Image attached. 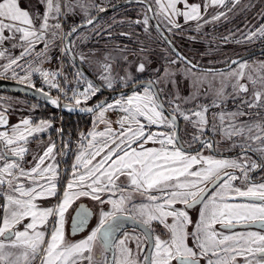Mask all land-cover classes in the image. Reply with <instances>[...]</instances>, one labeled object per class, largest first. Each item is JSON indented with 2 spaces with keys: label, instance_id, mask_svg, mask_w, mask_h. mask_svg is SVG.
Segmentation results:
<instances>
[{
  "label": "snow or ice",
  "instance_id": "6c2138e0",
  "mask_svg": "<svg viewBox=\"0 0 264 264\" xmlns=\"http://www.w3.org/2000/svg\"><path fill=\"white\" fill-rule=\"evenodd\" d=\"M27 2L31 7L30 0ZM38 2L44 6L42 15L22 7L20 0H0V43L5 39L14 40L19 34L20 43L12 47L22 48L16 57L0 51V57L8 60L0 67L5 73L11 71L13 78L20 81H27L33 72H39L45 84L57 88L55 80L59 73L33 68L31 62L25 66L20 61L40 44L43 49L35 55L46 57L58 38L65 45L62 54H69V44L73 42L68 38L79 28L92 25L96 19L88 18L89 8L95 7L100 12L105 8L94 4L93 0ZM238 2L233 0V5ZM155 3L157 11L154 15L163 17L171 25L169 32L180 27L176 17L182 16L185 22L202 19L200 5L189 4L188 0H155ZM181 3L184 10L177 7ZM211 4L224 5L225 0H211ZM207 7L206 2L205 10ZM75 8H79L86 19L83 24L74 25L68 33H63L59 17L71 14ZM147 10L151 12L152 8L149 6ZM223 15L220 13L212 19L218 20ZM151 18L145 15L143 21L135 23H143L147 31ZM5 30L10 33L7 37ZM157 31L160 32L158 26ZM258 37H264V25L249 32L246 39ZM81 38L86 37L82 35ZM160 38L167 41L163 32H160ZM80 59L83 62L88 58L81 54ZM111 59L105 56L104 62H96L102 86L115 91L118 80L121 87L131 86V93L121 91L111 103L102 100L92 107L79 109L93 113V128L86 134L81 133L79 149L62 192L63 173L56 160L55 142L50 141L42 154L34 153L32 161L27 162L30 167L24 166L29 138L50 128L49 121L33 124L25 118L10 129L0 131V264H34L37 258L39 264H84L85 261L97 264L93 255L97 242L103 252L113 254L109 260L102 252L99 264H201V261L204 264H264V233L233 231L251 225L264 229V177L261 182L250 178L251 172L264 169V119L239 121L240 117L249 115L243 111L244 105L248 109L264 110V74L247 75L253 86L252 96L242 100L235 111L228 112L222 107L228 98L225 81L234 78L231 87L235 97L247 93L248 85L240 82L246 75V63L228 73H218L223 79L216 88L206 75L193 71L197 67L195 64L179 54L168 64L182 63L186 67L175 70L165 67L162 75L147 82L138 81L128 69H124L122 76L114 75L109 63ZM17 68L25 75L20 76ZM260 68L264 69V62ZM145 71V63L136 66L137 73ZM178 73L190 82L191 90L186 97L180 94L179 82L175 79ZM76 82L87 85L83 91L72 90L69 99L77 106L101 90V86L91 80L85 81L79 71ZM161 82L170 83L173 91L166 93L165 89H158ZM258 83L261 85L259 90L256 88ZM205 84L204 95L212 94L211 102L184 107L197 101ZM44 95L52 105L59 103L48 93ZM65 107L69 111L75 110L70 105ZM212 108L220 111L211 113L210 124ZM110 111L118 114L115 121L106 116ZM255 115L259 116V112ZM180 118L197 130L198 134L190 141L182 140L180 136ZM98 123L105 125L102 131L97 130ZM113 123L116 128L112 127ZM7 124L4 113L0 112V126ZM209 125L213 134L218 132L224 140L241 138L240 143L232 144L233 148L241 149L238 157L218 158L214 154H203L205 149L215 151L214 142L204 136ZM194 143L201 147L193 149ZM150 144L152 146H148ZM249 152L256 153L260 162L253 160ZM237 180L240 185L235 183ZM134 195L141 196L142 201L135 203ZM82 197L101 206L99 220L83 239L68 241L64 230L65 214ZM50 198L57 202L44 206L43 201ZM105 205L110 206L108 210L104 209ZM197 207L198 215L193 220L190 211ZM90 215L83 205L76 209L72 232L83 231ZM125 221L139 225L141 231L136 234L124 230L121 238L116 239V234L124 229ZM153 224L160 226L162 231L157 232ZM132 243L136 245L135 255L129 246ZM140 253H143V261L137 258Z\"/></svg>",
  "mask_w": 264,
  "mask_h": 264
},
{
  "label": "rangeland",
  "instance_id": "374dc122",
  "mask_svg": "<svg viewBox=\"0 0 264 264\" xmlns=\"http://www.w3.org/2000/svg\"><path fill=\"white\" fill-rule=\"evenodd\" d=\"M109 1L110 0H93L94 4L99 5L100 7L106 3H109ZM148 1L151 3L153 12L155 14L157 11L155 0ZM206 2L208 7L205 10ZM20 3L23 5L22 7L29 8L30 12L32 13L39 11V13L42 15L44 12V6L40 4L38 0H30L31 7H29V2H27V0H20ZM188 3L200 5V11L202 14L201 20L185 22L182 16L176 17V22L180 25V27L173 28L172 31L169 32L168 28L171 27V25H168L167 21L164 20L163 17H155L175 41V44L179 50L193 62L206 66H217L225 63L226 60L232 56L258 47L264 43V37H258L252 40L246 39V36L249 32L256 31L261 27V25H264V0H239V2L235 5H233V0H225L224 5H212L211 0H188ZM177 7H179L181 10H184L183 3L178 4ZM97 10L98 9L95 7L89 8V15ZM220 13H224V15L220 16L218 20L212 19L214 16H217ZM145 15V8L141 4H127L107 13L105 16L98 18L92 25H88L79 29L77 33H74L71 37L70 41L73 43L70 44V47L72 51L74 54H76L77 58L85 66V68L90 73H92L101 84L102 81L98 78L99 73L97 71L96 62H104L105 56L112 58L109 63L112 64L114 75L118 74L122 76L124 75V69H128L137 80H155L158 75H162L164 73L165 67H170L175 70L177 68H183L187 66L182 63H178L176 65L168 64V61L176 59V57L162 43V41H159L156 33L149 26V23L147 26V31H145V25L143 23H135V21H143ZM83 19H85V16L79 8H75L71 14L62 15L59 17V22L62 24L63 28V33H67L74 24ZM205 21H207V23H205ZM54 22L55 21H52V23ZM198 24L200 25L199 28L197 27ZM4 35L7 37L10 35V33L5 30ZM82 35L86 38H81ZM19 43V34H17L16 39H5L2 43H0V51H5L6 56H19L22 48L12 47L13 44ZM62 48L63 41L58 38L55 40L54 44L50 46L46 53V57L37 58L35 52L41 51L43 49V44L37 45L35 51L31 55L25 57L24 60L20 61V64L27 66L28 63L31 62V66L33 68L38 67L49 72H57L59 75L56 77L55 81L61 79L68 89H72L77 84L76 73L78 71L81 73L83 72L77 68L68 57L67 59H64V55H67L62 54ZM81 54L87 56L88 59L82 62L80 59ZM124 57L127 59L125 60ZM41 60H43V62H41ZM141 62L145 63L146 71L143 73H137L136 66ZM261 62H264V52L259 55H254L243 59L227 69L215 71L193 69V71L199 75H206L207 79L212 81L216 88H219L220 82L223 78L219 76L218 73H228L233 69H237L239 64L246 63L248 65V67L245 69L246 75L240 82L247 84L249 91L247 93H241L239 97H235L231 87V84L234 83L235 80L234 78H229L225 81L228 84V87L225 88V92L228 94L227 104H229V101L231 100L242 101L252 96L253 86L248 81L247 75L251 74L255 77L257 72L264 74V69L260 68ZM6 63H8V60L6 58L0 57V66ZM156 69H159V72H154ZM16 71L20 76L25 75V72L21 71L20 68H17ZM0 74V76L5 75L4 77L18 80L16 78H12L13 76L11 71L5 73L2 67H0ZM83 76L85 81L90 80L84 73ZM175 79L179 82V91L181 96H188L191 90L189 87V80L180 73L176 75ZM38 80H40L42 83L44 82V78L39 74V72H33L29 80L21 82L32 84ZM81 83L86 84V82ZM117 86L121 87L118 80L115 85V89L118 88ZM157 88L165 89L166 93L173 91V87L170 83L166 84L161 82L157 85ZM256 88L259 90L261 85L258 83ZM206 89L207 84L201 88V95L198 97L197 101L188 105H195V103H198V100L212 99V94L207 96L204 95ZM130 93L131 91L127 92V94ZM118 95L119 93L114 94L107 100V102L111 103L113 99L118 97ZM88 101L86 103H81L80 105L90 106L91 104H88ZM42 105V103L33 98L0 90V112H3L6 115L5 117L8 121L7 126H0V131L10 129L12 125L19 123L20 120L25 118H28L32 121V118L34 117V110L36 108L42 107ZM188 105L183 106L190 108L187 107ZM243 111L249 113V115L243 117V121L264 119V110L262 109H248L247 106L244 105ZM257 112H259V116L255 115ZM106 116L108 119L115 121L118 117V114L116 112L110 111L106 113ZM93 119V113H91L90 126L87 129L81 130L79 132L78 138L70 147L72 156L67 166L63 162L65 155H60V153L64 152L66 154L68 147L65 148V143L64 145H61L59 138H55L50 134L51 127L45 132L36 134L34 137L29 138V143L27 144L29 152L24 158V166L30 167L31 164L27 162L32 161L33 154H42L50 141L55 142L56 160L59 163V169L61 173H63L60 189L62 192L63 185L67 183L71 173V166L79 149L81 133L86 134L88 131L92 130ZM41 120L49 121L51 126L54 124L53 119L49 118L36 119L33 124L39 123ZM104 127V124L98 123L97 130L102 131ZM112 127L116 128L117 125L113 123ZM195 134H198L197 130L196 132H192V136ZM56 202L57 201L55 198H50L43 201V204L44 206H49L51 204H55ZM86 204L90 205L89 202ZM100 207V205H97V221L99 220ZM109 207L110 206L105 205L104 209L108 210ZM71 211L72 208H69L68 212L65 214V220L67 216H70ZM89 232L90 231H88L85 236H87ZM128 232H132V230H128ZM122 235L123 232L121 233V236ZM65 236L68 241H78L85 237L84 235L81 237H79V235H70L67 231L65 232ZM94 252L98 253V257L94 255ZM94 252L93 255L97 259V264H99V261L102 259L101 253L103 251L100 250V247L97 243L94 247ZM133 254L135 255L136 251H133ZM103 256L105 257L104 252ZM34 264H39V258H37ZM84 264H87V262L85 261Z\"/></svg>",
  "mask_w": 264,
  "mask_h": 264
},
{
  "label": "flooded vegetation",
  "instance_id": "af4514ba",
  "mask_svg": "<svg viewBox=\"0 0 264 264\" xmlns=\"http://www.w3.org/2000/svg\"><path fill=\"white\" fill-rule=\"evenodd\" d=\"M95 1H97V0H95ZM116 1H119V0H112V1L110 0L109 3H106V4L102 5V7L105 8V7H107L108 5H110V4H112V3L116 2ZM146 1L150 4V6H151V8H152L151 3H150L148 0H146ZM136 3H137V4H141V5L145 8L146 15L148 16V11H147V8H146V6H145L144 3L137 1V2H132V3H128V4H136ZM124 5H127V4H124ZM124 5L119 6L118 8L123 7ZM178 8H179V7H178ZM116 9H117V8H116ZM114 10H115V9H114ZM97 11H98V10H97ZM97 11L92 12L89 16H91L93 13H95V12H97ZM112 11H113V10H112ZM110 12H111V11H110ZM108 13H109V12H108ZM106 14H107V13H106ZM106 14H105V15H106ZM152 14H153V16H154L156 22L159 24V26L161 27V29H162L163 32L165 33V35H166V36L169 38V40L174 44V46L179 50V48H178L177 45L175 44V41L171 38V36L168 34V32L163 28V25H162V24L157 20V18L155 17L154 12H153V8H152ZM105 15H104V16H105ZM89 16H88V17H89ZM85 19H86V18H85ZM83 20H84V19H83ZM81 21H82V20H81ZM79 22H80V21H79ZM149 26H150V27L153 29V31L156 33V36H157V38L159 39V41H162L161 38H160V35H159V34L155 31V29L153 28V26H152L150 20H149ZM162 43H163V44L169 49V47L166 45V43H165L164 41H162ZM262 45H264V43H263ZM262 45H260V46H262ZM258 47H259V46H258ZM255 48H256V47H255ZM252 49H253V48H252ZM169 50H170V49H169ZM249 50H251V49H249ZM179 51H180V50H179ZM246 51H247V50H246ZM170 52L174 55V53H173L171 50H170ZM180 52H181V51H180ZM244 52H245V51H244ZM263 52H264V51H263ZM263 52H260V53L255 54V55H259V54H261V53H263ZM181 53H182V52H181ZM242 53H243V52H242ZM182 54L185 56L184 53H182ZM240 54H241V53H240ZM238 55H239V54H238ZM174 56H175V55H174ZM235 56H237V55H235ZM251 56H254V55H251ZM251 56H249V57H251ZM175 57L177 58V56H175ZM232 57H234V56H232ZM187 58H188V57H187ZM247 58H248V57H247ZM229 59H230V58H229ZM229 59H228V60H229ZM244 59H246V58H244ZM190 60H191V59H190ZM228 60H226V62H227ZM242 60H243V59H242ZM191 61H192V60H191ZM240 61H241V60H240ZM226 62H225V63H226ZM237 62H239V61H237ZM194 63H195V62H194ZM225 63H223V64H225ZM196 64H197V63H196ZM223 64H220V65H217V66H210V67H218V66H221V65H223ZM234 64H235V63H234ZM199 65H201V64H199ZM203 66H206V65H203ZM231 66H232V65H231ZM231 66H230V67H231ZM227 68H229V67H227ZM227 68H225V69H227ZM197 70H201V69H197ZM219 70H223V69H219ZM204 71H205V70H204ZM214 71H215V70H214ZM210 102H211V99L198 100V103H204V104H207V103H210ZM240 102H241L240 100H231V101H229V104H227V103H228V100H226L225 104L222 105V107L225 109V111H228V112L235 111V110L237 109V107L241 105ZM194 106H195V105L193 104V105H188L187 107L192 108V107H194ZM219 111H220V109H217V108H212V109H210V112H209V120L211 121V113H212V112H219ZM4 115H5V114H4ZM5 116H6V115H5ZM239 121H243V117H240V118H239ZM239 121H238V122H239ZM217 123H218V122H217ZM178 124H179V128H180V136H181L182 140H188V141H190V140L192 139V132H193V131L196 132V129H193L192 125H191L190 123L185 122L182 118L179 119ZM204 136H205L206 138H208V139H211V140L214 142V148H215V151H214V152H210L209 150H206V149H205L204 152H203L204 155L214 154V155H216L218 158H236V157H238V156L240 155L241 149H240L239 147L233 148V147H232V144H233V142H235V143H240V142H241V138H239V137H233L232 140H224V139L221 138V136H220V134H219L218 132H217L216 134H213V132L210 130V125H209V129H206V130H205ZM55 138H56V137H55ZM59 140H60V136H59ZM216 141H219V143L216 144V143H215ZM149 146H152V145H149ZM200 147H201V146H200L199 143H194V144L192 145V148H193V149L200 148ZM248 155L251 156L253 160H257L258 162H260V158H259V156H258L256 153L249 152ZM236 174H237V175H240L239 172H237ZM261 177H264V169H256L255 171H253V172L250 173V178H251V180L254 181V182H261ZM235 183H236L237 185H240L241 182H240L239 180H237ZM142 199H143V198H142L141 196H139V195H134V202H135V203H139V202H141ZM87 202H89L90 205H87V204H86ZM81 205H83L84 208L87 209V210L91 213V215H90L89 218H88V224H87L86 228H85L83 231H80V232H77V233H73V232H72V227L69 226V221H70V218H71V214L75 212V215H76V209H78ZM97 205H99V204H98L97 202L91 200L90 198H83V197H82L80 200H78V201L75 203V205L73 206V208H72V211H71V214H70V217H69V220H68V227H67V228L64 227L65 232L67 231L68 234H70V235H79V237H81V236H83V235L85 236V235L87 234L88 231H91L92 228L96 227V225H97V223H98V221H97V217H96ZM198 211H199V207H197V208H195V209H193V210L190 211V215H191V217L193 218V220H195V219L197 218ZM89 225H90V226H89ZM153 227L156 229L157 232L162 231V228H161L160 226L156 225V224H153ZM216 227H217L218 229L220 228L219 225H216ZM124 230H127V231H128V230H132V232L134 231L136 234H139V232L141 231V229L136 228V227H132V226L124 227V229H123L121 232H118V233H117V235H116V239H119V238H120L121 233H122ZM245 230L260 231V232L264 233V229H261L260 227H255V226H248L247 228H240V227H238V228H236V229H233V231H245ZM132 232H130V233H132ZM225 234H228V233L225 232ZM97 244L99 245L100 250L103 251V249H102L100 243L97 242ZM191 244H192V242H191V240H189V246H191ZM129 246L133 249V251H136V254H137L136 245H135L134 243H132V244H130ZM144 247H145V251H146L147 246H144ZM104 254H105V257L108 258V252H104ZM94 255H95L96 257H98V253H97V252H94ZM137 258H138L140 261H143V259H144L143 253L138 254V255H137ZM174 264H175V262H174ZM201 264H204V261H201Z\"/></svg>",
  "mask_w": 264,
  "mask_h": 264
},
{
  "label": "water",
  "instance_id": "95a60500",
  "mask_svg": "<svg viewBox=\"0 0 264 264\" xmlns=\"http://www.w3.org/2000/svg\"><path fill=\"white\" fill-rule=\"evenodd\" d=\"M137 1L141 2V0H119V1H116V2L108 5L107 7H105V11L104 12H100L98 10L97 12H95L91 16H89L88 18L96 17L95 20H97L98 18L104 16L106 13L118 8L119 6H122V5L128 4V3H132V2H137ZM142 3L145 4L147 9L150 6V4L146 0H143ZM148 16L152 17L150 19V22H151L153 28L155 29V31L160 35V32H163V30L161 29L159 24L156 22L153 14H152V11L151 12L148 11ZM84 20H82L80 22H77L74 25L83 24ZM157 26L159 27L160 32L157 31ZM71 28L68 30V32L71 30ZM81 28H84V27H81ZM81 28H79V29H81ZM163 35L165 37H167L164 32H163ZM71 37L68 38L69 41H70ZM164 42L169 47V49L174 53L175 56H177V54H179V55L187 58L186 56H184L174 46V44L169 40L168 37H167V41H164ZM64 46L65 45H64V42H63V47ZM69 47H70V44H69ZM263 51H264V45L256 47V48H253L251 50H247V51H245V52H243V53H241V54H239L237 56L231 57L225 64H223L221 66H218V67H210V66L199 65V64H196L193 61H191L189 58H187V60H190L192 62V64H195L197 66L195 69H201V70H205V71H214V70L225 69L227 67H230L231 65L234 64L233 61L237 62V61H240V60H242L244 58H247V57H249L251 55H255V54H258V53L263 52ZM66 55L73 62V64L77 68H79L95 85L101 86V90L99 92H101L103 94V96L99 100H97L96 102L91 104L90 106H80V105L77 106V105H74V104L66 102V101H59V103L57 105H52L51 103H49L48 99L44 95V93H47V92H45L43 90L38 91V89L35 88L32 84H28V83L21 82V81H18V80H14V79H11V78H8V77H4V76H0V90L1 91H5V92H10V93H18L19 95H23V96H26V97L33 98V99L39 101L40 103L49 106L52 109H55V110L59 109L61 112H66V113H69V114H81V115H86V114H91V113L90 112L80 111L79 110L80 108L92 107L96 103H98L99 101L108 100L111 96H113L114 94L120 93L121 91H123L124 93H127V92L131 91V86H129V87H119V88L115 89V91H113L111 89H108L106 87H103L102 84L100 82H98L95 79V77H93L91 75V73L85 68V66L80 62V60L77 58V56L72 51L71 47H70V53L66 54ZM148 80L149 79H140L138 81L147 82ZM48 95L50 97H52V98H55L53 95H51L49 93H48ZM65 105H70L75 110L74 111H69L68 108L65 107ZM75 217H76V215H75V212H74V213L71 214V218H70V221H69V226L70 227H72L73 218H75ZM129 226L136 227V228L140 229L139 225L134 224L131 221H125L124 227H129ZM251 226L259 227L258 225H251ZM146 251H147V249H146ZM112 255H113L112 252L109 251L108 252V259L109 260L112 259Z\"/></svg>",
  "mask_w": 264,
  "mask_h": 264
},
{
  "label": "trees",
  "instance_id": "16d2710c",
  "mask_svg": "<svg viewBox=\"0 0 264 264\" xmlns=\"http://www.w3.org/2000/svg\"><path fill=\"white\" fill-rule=\"evenodd\" d=\"M64 59H67V56L64 55ZM91 75L94 77V75L92 73H91ZM13 94H18V93H13ZM102 96H103V94L101 92H98L95 96H93L88 101V104H93L94 102L99 100ZM55 112H56L55 109H52L49 106L43 104L42 107L36 108L34 110V117L32 118V122H35L36 119H46V118L54 119V113ZM89 126H90V114L81 115V114H69V113H66V112H61V119H60V128H61L60 144L64 145V143H65V144H67V147H68V150H67V152L65 154L64 161H63L66 166L69 164V160H70V158L72 156V152L70 150V147L73 145V143L78 138L79 132L81 130L87 129ZM50 134L53 137H55L54 124L50 128ZM77 201H75L73 203V205L70 207V209L73 208V206L75 205V203ZM69 217L70 216H67V218L65 220V225H64L65 228L68 227Z\"/></svg>",
  "mask_w": 264,
  "mask_h": 264
},
{
  "label": "built area",
  "instance_id": "2783aa9c",
  "mask_svg": "<svg viewBox=\"0 0 264 264\" xmlns=\"http://www.w3.org/2000/svg\"><path fill=\"white\" fill-rule=\"evenodd\" d=\"M55 82L58 84L57 88H50L47 84L42 83L40 81H35L32 83V85L37 89L43 90V91L53 95L59 101H66V102L72 103L74 105H75L74 101L69 99V97L72 96V90L77 89L79 91H83L84 87L87 86L85 83H79V84H76L74 88L68 89L64 85V83L61 79H58ZM64 93H67V96H65ZM60 119H61V111L59 109H57L56 112L54 113V119H53L56 138H59L60 133H61Z\"/></svg>",
  "mask_w": 264,
  "mask_h": 264
},
{
  "label": "crops",
  "instance_id": "0c3cea01",
  "mask_svg": "<svg viewBox=\"0 0 264 264\" xmlns=\"http://www.w3.org/2000/svg\"><path fill=\"white\" fill-rule=\"evenodd\" d=\"M21 6H23V5H21ZM1 75V74H0ZM5 76V75H4ZM13 78V77H12ZM38 81H40V80H38ZM44 83V82H43ZM123 180V179H122Z\"/></svg>",
  "mask_w": 264,
  "mask_h": 264
}]
</instances>
